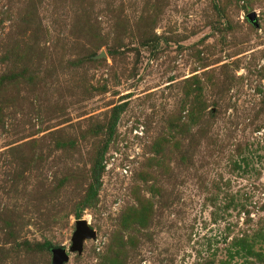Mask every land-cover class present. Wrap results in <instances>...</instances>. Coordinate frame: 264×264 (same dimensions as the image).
Instances as JSON below:
<instances>
[{
	"label": "rangeland",
	"instance_id": "rangeland-1",
	"mask_svg": "<svg viewBox=\"0 0 264 264\" xmlns=\"http://www.w3.org/2000/svg\"><path fill=\"white\" fill-rule=\"evenodd\" d=\"M22 71L0 88V264H52L47 239L64 264H264V0H0V78Z\"/></svg>",
	"mask_w": 264,
	"mask_h": 264
},
{
	"label": "trees",
	"instance_id": "trees-1",
	"mask_svg": "<svg viewBox=\"0 0 264 264\" xmlns=\"http://www.w3.org/2000/svg\"><path fill=\"white\" fill-rule=\"evenodd\" d=\"M157 11V10H156ZM145 14V12H144ZM156 14V12H155ZM154 14V15H155ZM154 15L152 17H154ZM152 20V18H151ZM93 54V53H92ZM92 54H89V58L92 57ZM24 76V78L26 77V73H24V71L22 72H16L14 74H6L3 77L0 78V88L2 86V80L4 79V82L6 81H14L16 79H18L19 77ZM124 110L123 105L119 104L114 106L113 108V112H112V117H111V121H110V125L108 127L109 129V141L111 140V138L113 137L114 133L116 132V127L118 124V121L120 119V116L122 114ZM101 127H103L102 125H100L98 128H92L89 130V134H98L101 132ZM167 138L164 137L163 138V142L161 139H158V144L161 145L160 146V150H158L157 152L160 153L162 150L163 145H165L167 142L170 143V140H166ZM109 141H107L103 147L100 148V150L96 151L95 156L92 159V164H91V173H92V179L93 181L88 185L85 194L82 196V198L75 204L74 207V213L76 215V217L80 218L84 209L86 207H91V206H95V204L97 203V199H98V194H99V189L102 186V181H101V177L103 175L104 172V165H103V160H104V155L105 152L108 149L109 146ZM58 145H60L61 147L64 146H68V147H75L76 143L73 141H69V142H65L63 140H59L57 141ZM162 143V144H161ZM166 146V145H165ZM162 160V159H161ZM155 162H150V165H153ZM70 180L69 176H64L60 179H57L55 181V187L58 190L59 188L63 187L68 181ZM150 204L151 201L150 199H146L143 198L140 200V208L141 210H143L144 212L146 210H148L150 208ZM130 219H134V217L129 216ZM123 226L127 227L128 224L124 221L123 222ZM52 244V241L50 240H45L43 243L39 244V247L41 249H47L50 245ZM121 246V245H118Z\"/></svg>",
	"mask_w": 264,
	"mask_h": 264
},
{
	"label": "water",
	"instance_id": "water-1",
	"mask_svg": "<svg viewBox=\"0 0 264 264\" xmlns=\"http://www.w3.org/2000/svg\"><path fill=\"white\" fill-rule=\"evenodd\" d=\"M248 17L255 25H258V21L256 20V12L252 11L248 14ZM105 52H102L100 55H96V57L105 56ZM96 231L92 229L88 221L84 218H79L76 221V230L72 236V246L71 251H79L80 253L83 251V242L86 238H95ZM49 248L52 251V264H64L70 258V255L67 249L60 245V246H52L50 245Z\"/></svg>",
	"mask_w": 264,
	"mask_h": 264
}]
</instances>
